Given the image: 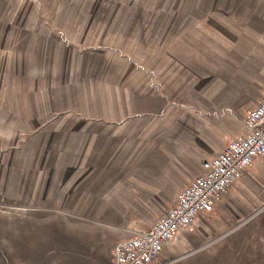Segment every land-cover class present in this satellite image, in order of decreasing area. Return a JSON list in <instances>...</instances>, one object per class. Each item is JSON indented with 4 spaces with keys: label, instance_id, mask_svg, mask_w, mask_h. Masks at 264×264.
<instances>
[{
    "label": "rangeland",
    "instance_id": "rangeland-1",
    "mask_svg": "<svg viewBox=\"0 0 264 264\" xmlns=\"http://www.w3.org/2000/svg\"><path fill=\"white\" fill-rule=\"evenodd\" d=\"M160 15L172 17L163 22ZM261 23L264 0H0V264H114L116 245L163 215L117 213L106 206L118 199L100 194L116 185V162L122 159L90 155L95 140L82 133L72 135L69 152L68 126L113 127L101 114L132 103L148 47L163 36L159 25L171 26L174 39L185 37L189 55L196 57L209 50L211 39L232 30L257 34ZM191 61L185 71L170 73L171 108L229 106L240 130L245 109L260 100L264 86H239L224 70L217 72L219 86L205 85L211 70ZM202 92L216 96L204 98ZM185 117L173 116L178 129L186 121L189 132L200 131L202 119ZM167 119L161 114L125 123L120 141L110 142L113 152L126 157L131 148L141 149ZM206 121L220 133L233 129L228 118ZM232 136L225 135L224 144ZM87 169L68 190L69 175ZM163 202L158 198L155 210Z\"/></svg>",
    "mask_w": 264,
    "mask_h": 264
},
{
    "label": "crops",
    "instance_id": "crops-1",
    "mask_svg": "<svg viewBox=\"0 0 264 264\" xmlns=\"http://www.w3.org/2000/svg\"><path fill=\"white\" fill-rule=\"evenodd\" d=\"M159 17V21L163 18L162 21L165 22L172 16ZM170 27L168 25L157 27V31H161L163 36L155 40L156 46L151 49L150 46L148 47L146 67H143V72H137L139 78L133 82L138 90L132 95V103L127 102V105L122 106L115 104L116 109L103 110L101 118L113 124V127L73 125L68 126L67 129L69 152L72 151V140L76 141L72 135L82 133L87 139L95 140V147L90 155L99 154L101 160L112 157L122 159L121 163L116 162L119 163L115 178L116 185L109 193L107 191V194H100L104 198L118 199L116 202L111 200L106 205L115 208L117 213L158 211L164 215L174 205L179 192L202 174L205 158L210 159L222 151L226 145L224 136L234 135L231 138L234 139L244 131L242 127L244 125L240 130L236 129L235 108L229 106H216L210 109L197 105L195 109L189 110L171 108L169 79L173 69L185 71L190 67V63L195 62L191 60L196 59L206 65L205 69L211 70L209 75L203 78L205 85L219 86L220 79L217 72L224 70L228 71L230 79L232 77L240 80L239 86L249 89L251 85L264 86V23H261L257 34L232 30L218 41L211 39L209 50L199 51L196 57L189 55L192 53L187 46V39L184 37L185 42L181 38L174 39L171 30H168ZM141 74L147 76L143 77ZM226 81L227 84L228 80ZM261 92L260 100L256 101L254 106L245 109V117L247 112L264 97V90L262 89ZM202 93L204 98L208 96L214 99L216 96L212 94L210 97L206 92ZM232 97L236 99L234 94ZM161 114L169 119L165 120V125L147 136L148 140L143 143L141 149L131 148L126 157L125 154L113 152L110 142L120 141V135L123 136L126 130L125 123L133 124L143 118H157ZM185 115L203 120L197 128L201 132H189L186 121H184V129L177 128L176 123L179 120L175 121L173 116L186 120ZM222 117L231 119L233 129H226L220 133L218 126L207 125L206 119L219 120ZM92 122L89 121L90 124ZM109 134H115V138L109 139ZM122 143L127 141L123 138ZM125 148L128 149V145H125ZM1 156H4V153H0ZM57 156L59 159L61 155ZM90 160L92 161V158ZM92 162L89 164L93 165ZM86 171L88 172V169L77 175L74 170L75 174L73 176L71 174V177L69 175L68 181L73 184L69 183L68 190L75 188L74 184L79 182L81 177L86 176ZM8 182L10 186L11 180L9 179ZM161 197L164 202L159 205V210H155L154 205ZM134 207L141 210H134ZM96 212L104 213L105 210ZM158 219H154L152 225ZM103 227L110 228L107 225ZM194 229V233L187 230L179 231L172 243L166 245L157 264L264 263V158L253 162L251 168L242 175V179L232 184L211 212L196 218ZM113 258L114 251H112V262Z\"/></svg>",
    "mask_w": 264,
    "mask_h": 264
},
{
    "label": "built area",
    "instance_id": "built-area-1",
    "mask_svg": "<svg viewBox=\"0 0 264 264\" xmlns=\"http://www.w3.org/2000/svg\"><path fill=\"white\" fill-rule=\"evenodd\" d=\"M264 158V97L244 120L243 133L202 165V174L181 190L174 205L148 230L120 241L114 264H157L166 245L181 230L195 232L196 218L213 210L232 184L239 182L256 159Z\"/></svg>",
    "mask_w": 264,
    "mask_h": 264
}]
</instances>
